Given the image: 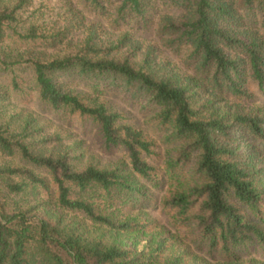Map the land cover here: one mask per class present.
<instances>
[{
	"label": "trees",
	"instance_id": "trees-1",
	"mask_svg": "<svg viewBox=\"0 0 264 264\" xmlns=\"http://www.w3.org/2000/svg\"><path fill=\"white\" fill-rule=\"evenodd\" d=\"M33 2L0 0V264H262L264 0H57L24 26ZM33 100L118 156L13 110Z\"/></svg>",
	"mask_w": 264,
	"mask_h": 264
},
{
	"label": "rangeland",
	"instance_id": "rangeland-1",
	"mask_svg": "<svg viewBox=\"0 0 264 264\" xmlns=\"http://www.w3.org/2000/svg\"><path fill=\"white\" fill-rule=\"evenodd\" d=\"M42 1L46 3V7L40 6ZM55 1L57 0H34L33 4L22 12L24 26L27 25L29 21L40 17V13H43L42 16L44 18L49 16V14H53V11L57 9L54 8V10H52L54 5L53 3H55ZM47 19L49 18L47 17ZM255 94L257 95V100L264 101V95H261V93H258L257 91H255ZM106 98L114 108L122 111L129 121L134 123L136 126L143 128L146 134L156 141L157 148L155 149H157L159 151L158 153L161 154L164 133L159 131L155 123L149 119V115H143L133 102L123 99L119 95H107ZM20 109L31 111L37 115L41 120L50 124V130L61 131L64 136L68 137V141L76 140L79 142L85 155L90 157L92 156L93 158L101 161V163L113 160L118 156L117 152L107 154L102 151V140L98 134V128L89 118L79 116L78 114L67 117L52 111H45L38 103L35 102V100L32 102L28 101L22 104H16L15 108H13L14 111ZM156 159L158 158L156 157ZM159 194V192H155V196H158ZM150 215L160 224L165 225L167 222V218L158 208H150ZM167 228L169 227L167 226ZM246 252H244V254H246ZM248 253L256 256L261 260L262 264H264V253L259 251L254 252L253 249H250Z\"/></svg>",
	"mask_w": 264,
	"mask_h": 264
}]
</instances>
